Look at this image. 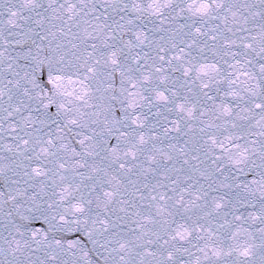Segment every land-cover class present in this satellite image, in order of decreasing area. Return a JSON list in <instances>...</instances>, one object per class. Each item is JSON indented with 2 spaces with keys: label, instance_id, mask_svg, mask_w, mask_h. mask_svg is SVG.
I'll return each mask as SVG.
<instances>
[{
  "label": "snow or ice",
  "instance_id": "1",
  "mask_svg": "<svg viewBox=\"0 0 264 264\" xmlns=\"http://www.w3.org/2000/svg\"><path fill=\"white\" fill-rule=\"evenodd\" d=\"M0 264H264V0H0Z\"/></svg>",
  "mask_w": 264,
  "mask_h": 264
},
{
  "label": "water",
  "instance_id": "2",
  "mask_svg": "<svg viewBox=\"0 0 264 264\" xmlns=\"http://www.w3.org/2000/svg\"><path fill=\"white\" fill-rule=\"evenodd\" d=\"M39 226V225H38Z\"/></svg>",
  "mask_w": 264,
  "mask_h": 264
}]
</instances>
